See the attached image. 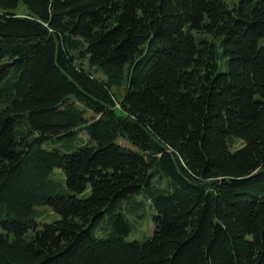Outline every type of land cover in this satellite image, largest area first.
Listing matches in <instances>:
<instances>
[{
    "label": "trees",
    "instance_id": "trees-1",
    "mask_svg": "<svg viewBox=\"0 0 264 264\" xmlns=\"http://www.w3.org/2000/svg\"><path fill=\"white\" fill-rule=\"evenodd\" d=\"M0 264H264V0H0Z\"/></svg>",
    "mask_w": 264,
    "mask_h": 264
},
{
    "label": "rangeland",
    "instance_id": "rangeland-1",
    "mask_svg": "<svg viewBox=\"0 0 264 264\" xmlns=\"http://www.w3.org/2000/svg\"><path fill=\"white\" fill-rule=\"evenodd\" d=\"M223 2H225L228 6H232L234 4H237L240 0H221ZM14 13L17 16H23L26 15V9L22 4H19L18 7L16 8V10H14ZM197 42L201 39V36L196 35L195 36ZM220 68L223 71L224 70V63L220 62ZM96 77L104 80V76L102 73H96ZM113 93L115 95L116 98H120L119 95L116 93V89L113 88ZM84 134L81 133V136H83ZM84 139H86L85 136H83ZM87 140V139H86ZM85 140V142H86ZM231 144V148L232 150H237L243 147V144L241 141L239 140H231L230 141ZM82 143L81 141L75 140L72 143L73 148H77L79 146H81ZM60 174V172H55V177L58 183H60L62 186H64V176ZM54 178V179H55ZM166 181V179H165ZM88 191L83 194V196H80V198H86L88 197ZM143 194L137 195L132 197L131 199H128L126 202H123L124 207H126L127 205H132V204H136V206H138V203H140L141 201H144L145 203V207H147V205L149 206V202L146 200H144L143 198ZM36 210V216H35V223L37 224V229H41L43 225L45 224H51L57 220H59V217L47 206L45 207H37L35 208ZM125 210V209H124ZM134 211H137L136 209L133 208ZM148 218H150L153 214H152V210L151 212L148 213ZM127 219L128 221L133 224V229L132 231L129 233V235L126 237V239L128 241H138L139 243H144L149 237H150V233H151V225L149 224H144V225H140L142 223V221H138L136 220V215L132 214V215H128L127 214ZM109 216L106 214L97 224L96 226L92 229V235L96 238H105L108 237L110 235L111 229L109 227ZM146 222V221H145ZM31 235L34 234V231L30 232Z\"/></svg>",
    "mask_w": 264,
    "mask_h": 264
}]
</instances>
